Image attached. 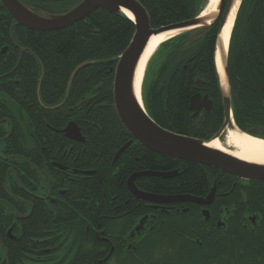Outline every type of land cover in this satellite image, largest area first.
Returning a JSON list of instances; mask_svg holds the SVG:
<instances>
[{
    "label": "flooded vegetation",
    "instance_id": "af4514ba",
    "mask_svg": "<svg viewBox=\"0 0 264 264\" xmlns=\"http://www.w3.org/2000/svg\"><path fill=\"white\" fill-rule=\"evenodd\" d=\"M17 1L48 17L84 0ZM60 31L30 30L0 0V264H70L69 254L81 255L78 264H217L250 254L237 240L262 230L264 180L202 166L201 192L181 186L183 166L150 156L119 118L120 58L105 71L103 62L80 63L62 90L71 67L49 57L64 42L40 36ZM51 63L62 70L48 73ZM196 95L212 102L191 112L200 122L215 103ZM212 191L209 204L197 203Z\"/></svg>",
    "mask_w": 264,
    "mask_h": 264
},
{
    "label": "trees",
    "instance_id": "16d2710c",
    "mask_svg": "<svg viewBox=\"0 0 264 264\" xmlns=\"http://www.w3.org/2000/svg\"><path fill=\"white\" fill-rule=\"evenodd\" d=\"M71 1L60 0V3ZM137 1L149 14L152 29L192 20L204 11V0ZM5 17L11 20L10 16ZM220 24L221 20L196 41H191L192 32H189L165 42L152 58L143 82V102L149 116L164 130L208 141L221 129L224 107L215 65ZM135 31L134 23L125 15L98 10L72 28L40 36L41 41L64 42L62 48L54 50L49 57L58 65L71 67L64 80V91L71 72L80 63L103 62L98 65L101 71L115 65L129 47ZM52 65H48V73L62 70L61 66L55 68ZM95 67L81 70L73 89L85 72H91ZM227 69L235 124L242 132L264 140V0H242L230 38ZM50 80L54 81L53 75ZM107 91L111 97V90L107 88ZM198 93L208 94L215 103L212 112L200 122L193 119L190 111V101ZM146 151L166 163L174 161ZM174 162L186 170L179 181L181 186L192 185L196 193L201 192L205 186L199 171L202 166ZM237 242L251 250L250 254L239 257L238 261L228 255L226 262L217 264H264V225L254 234L244 233ZM68 258L70 264H78L82 257L69 254Z\"/></svg>",
    "mask_w": 264,
    "mask_h": 264
},
{
    "label": "water",
    "instance_id": "95a60500",
    "mask_svg": "<svg viewBox=\"0 0 264 264\" xmlns=\"http://www.w3.org/2000/svg\"><path fill=\"white\" fill-rule=\"evenodd\" d=\"M234 1L235 0H219L216 13L204 15L202 12L198 17L192 20L162 27L160 29H152L149 14L143 5L137 0H84L76 8L64 15L48 17L34 14L17 0H3V3L9 13L21 25L30 30L43 33L67 29L84 20L96 10H105L113 15L123 14L127 18L129 17L124 11L129 12L133 16V20L129 19L134 23L136 31L129 47L119 59L114 82V97L119 118L130 134L142 144L144 148L159 156L180 162L219 169L245 179L264 180V165H255L240 161L227 153L213 150L209 146L210 143L219 141L220 137L223 134H226L229 129H239L233 119L231 84L227 69L229 49L225 59L222 61L228 85L227 90L222 86L217 68V51L220 48L222 53L224 51L221 37L233 8ZM241 2L242 0H240V5ZM219 20H221V24L217 40L215 65L224 107V123L222 127L214 138L208 141H202L164 130L148 115L144 102H139L134 90L136 70L148 43L153 36L175 31H182V34L192 32L190 39L191 41H196L206 32L207 29L212 27ZM81 68L82 66L75 70L71 81L77 71ZM203 107L206 108L207 112L210 111L212 108V102L209 101L208 96L202 97L200 95H195L190 101L191 112L195 113L194 116H196ZM127 147L128 145L123 147L117 153L116 158H118ZM235 163L242 167L241 171L235 170L237 165ZM155 176L169 179L176 175L156 174ZM213 196L214 191H212L207 200H198L197 203L207 205L212 201Z\"/></svg>",
    "mask_w": 264,
    "mask_h": 264
},
{
    "label": "bare ground",
    "instance_id": "6f19581e",
    "mask_svg": "<svg viewBox=\"0 0 264 264\" xmlns=\"http://www.w3.org/2000/svg\"><path fill=\"white\" fill-rule=\"evenodd\" d=\"M218 2L219 0H209L207 10L204 13H206L209 9L216 7ZM233 4V8L221 37L224 51L222 53L221 48L217 51V68L221 78L222 86L225 90L228 89V85L224 74L222 61L225 59L229 49L230 37L236 16L238 14L240 0H235ZM124 13L133 20V16L129 12L124 11ZM182 33V31L167 32L153 36L149 41L148 46L138 64L134 80L135 95L139 102H141V87L143 80L152 58L163 43L177 37L178 35H181ZM209 146L213 150L227 153L240 161L255 165H264V140L246 135L239 129H229L225 134V140L223 143L220 141H214L210 143Z\"/></svg>",
    "mask_w": 264,
    "mask_h": 264
},
{
    "label": "rangeland",
    "instance_id": "374dc122",
    "mask_svg": "<svg viewBox=\"0 0 264 264\" xmlns=\"http://www.w3.org/2000/svg\"><path fill=\"white\" fill-rule=\"evenodd\" d=\"M208 2H209V0H204V11H203V13L207 10ZM217 7H218V5L212 9H209L206 13H204V15L216 13ZM220 142L223 143V141H220Z\"/></svg>",
    "mask_w": 264,
    "mask_h": 264
}]
</instances>
